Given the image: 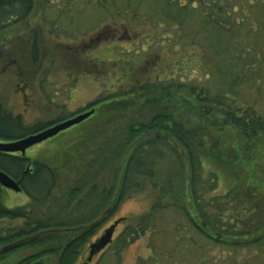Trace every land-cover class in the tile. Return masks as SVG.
I'll return each instance as SVG.
<instances>
[{"label": "trees", "instance_id": "1", "mask_svg": "<svg viewBox=\"0 0 264 264\" xmlns=\"http://www.w3.org/2000/svg\"><path fill=\"white\" fill-rule=\"evenodd\" d=\"M52 10L50 31L59 36L68 31L126 42L147 34L138 37L137 50L118 56L110 75L116 81L102 83L87 105L123 98L136 106L109 116L102 132L85 138L74 166L0 151V170L29 197L8 208L0 186V264L27 248L33 253L13 264H42L50 256L55 264H75L100 225L145 182L154 188L149 206L123 223L109 244L115 254L148 235L151 253L136 264H264V187L258 188L264 181L254 175L264 168L254 153L264 135V0H0V33L22 23L27 29L33 14L45 18ZM62 20L70 30L53 25ZM31 51L36 62V35ZM136 66L145 77L126 82ZM155 91L164 97L148 100ZM67 116L27 123L0 102V141ZM225 127L235 132L228 153L217 152L222 164L240 169L246 186L262 191L257 198L247 193V209L236 183L221 189L217 172L204 165L210 163L205 153L217 150L212 132ZM167 159L179 174L163 180L158 166ZM63 169L72 172L63 178Z\"/></svg>", "mask_w": 264, "mask_h": 264}, {"label": "rangeland", "instance_id": "2", "mask_svg": "<svg viewBox=\"0 0 264 264\" xmlns=\"http://www.w3.org/2000/svg\"><path fill=\"white\" fill-rule=\"evenodd\" d=\"M46 14L45 18L40 13L33 14L29 19L27 29L25 24L22 23L0 33V102L13 113L23 114V119L27 123L54 120L61 115H70L67 116L69 118L75 114L93 109L92 115L80 123L28 147L25 151V156L32 160L49 162L55 167L63 165L66 168L67 165L74 166L77 161V157H75L76 147H79L85 141V138L94 135L96 130L99 129L102 132L103 123L105 120L107 121L109 116L120 111H129L136 106L128 99L124 101L123 98H119L116 101H108L92 108L87 107L88 103L93 101L104 88L102 87L104 83L105 86H108L109 83L116 81L110 75L117 73L115 68H117L118 56H127V52L137 50L140 46L137 40L138 37L147 34H139L134 38L127 37L125 38L126 42L120 41L117 36H111L109 40L105 36L103 39L94 41L88 34L75 36L68 31L66 34L62 33L59 36L58 29L50 31L52 25L48 21L56 15L55 11L52 10L49 13L46 11ZM68 23L67 20H62L57 23L54 22L53 25L59 24L70 30ZM34 35L37 36L36 62L32 61L31 51ZM120 51L123 54H119ZM162 51L165 52L166 49H162ZM138 67L131 69L125 80L126 82H136L142 80L143 76L145 77L146 72L137 70ZM109 76L110 80H108ZM161 96V93L155 91L146 98L148 100L150 98L159 99ZM186 96L187 94L179 96V98H185ZM183 110H185V107H177L179 113H183ZM234 132L230 127H225L223 132L213 131L212 135L214 142L217 144V150L212 151V156H210V153H205L209 146L207 145L204 151L200 150V152L209 157L210 163H204V165H208V169L217 172L221 189L227 190L229 188L228 183H236L235 193L238 194V199L243 202L242 204L247 209L251 206V202L248 201L246 196L247 193L249 196L257 198L262 191L260 189H258L260 192L252 191L251 188L246 186L245 173L239 172L240 169H236L231 163L224 165L221 162L224 156L223 153H228L226 149L231 146ZM218 150L223 151V156L217 154ZM254 153L258 162L264 166V135L262 134L258 138ZM166 156L168 157L169 154ZM161 164L158 166L160 168V173H158L160 179L165 180L168 175L179 174V167L173 161L167 159ZM63 170L64 173L62 172L61 176L63 178L69 175V171L72 172L71 169ZM254 175H259L260 181H264V168L260 172H255ZM144 185L126 197L114 213L100 225L85 245L79 258L87 251L89 244L95 241L113 220L120 217L124 218L117 225L112 239L122 230L124 222L133 220L134 217L139 216L148 208L150 202L149 192L154 188L150 189L149 182H145ZM182 186L185 185L182 184ZM262 187H264V183L262 186L259 185L258 188ZM3 190L2 203L8 208L25 205L29 201V197L23 191L16 192L8 188ZM253 197L250 199L251 201L254 200ZM114 248L107 245L100 253L94 254L87 264H136L139 257L147 258L151 253L148 235L142 236L125 246L120 250L119 256L114 253ZM33 251L34 248H27L14 253L4 264H13L33 253ZM243 253L249 255L250 252L244 249ZM52 258L51 256L50 258H44L42 264H55ZM75 264H78V261ZM216 264L229 263L220 261Z\"/></svg>", "mask_w": 264, "mask_h": 264}, {"label": "water", "instance_id": "3", "mask_svg": "<svg viewBox=\"0 0 264 264\" xmlns=\"http://www.w3.org/2000/svg\"><path fill=\"white\" fill-rule=\"evenodd\" d=\"M94 112L93 109L75 114L72 117H69L65 120L59 121L41 131L28 134L21 138L11 140V141H0V151L6 153H14L19 152L21 155L25 154V151L28 147L44 141L50 137L55 136L59 132L80 123L84 119L88 118ZM0 186L4 188L11 189L13 191H20L21 188L19 186V182L12 179L5 172L0 170ZM124 218L120 217L112 221V223L106 227L103 233L95 239V241L91 242L87 248V251L82 255L81 262L79 264H87L92 256L102 249H104L107 245L112 242V237L117 225Z\"/></svg>", "mask_w": 264, "mask_h": 264}, {"label": "flooded vegetation", "instance_id": "4", "mask_svg": "<svg viewBox=\"0 0 264 264\" xmlns=\"http://www.w3.org/2000/svg\"><path fill=\"white\" fill-rule=\"evenodd\" d=\"M101 251H102V250H101ZM101 251H100V252H101ZM100 252H99V253H100ZM81 258H82V256H81ZM81 258H79V260H78V264L81 262Z\"/></svg>", "mask_w": 264, "mask_h": 264}]
</instances>
